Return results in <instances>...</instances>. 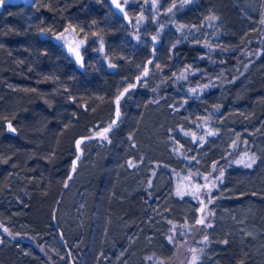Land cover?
I'll list each match as a JSON object with an SVG mask.
<instances>
[{
    "label": "trees",
    "instance_id": "16d2710c",
    "mask_svg": "<svg viewBox=\"0 0 264 264\" xmlns=\"http://www.w3.org/2000/svg\"><path fill=\"white\" fill-rule=\"evenodd\" d=\"M141 1L128 7L130 22L110 0H36L0 12V264H170L185 219L173 192L201 183L200 166L223 173L224 203L250 204L264 229V0L252 17L235 0ZM70 27L85 41L83 68L53 40ZM196 104L203 113L186 127L185 109ZM228 126L236 134L221 151ZM156 130L170 146L156 145ZM191 130L206 140L205 160L173 138ZM80 138L95 175L80 186L94 201L79 209L78 226L60 212L82 175ZM248 170L260 180L241 181ZM132 173L139 188L124 194L114 178L131 189ZM159 174L170 193L160 220L150 184ZM181 227L187 236L191 226ZM216 250L222 264H264V251L234 239Z\"/></svg>",
    "mask_w": 264,
    "mask_h": 264
},
{
    "label": "rangeland",
    "instance_id": "374dc122",
    "mask_svg": "<svg viewBox=\"0 0 264 264\" xmlns=\"http://www.w3.org/2000/svg\"><path fill=\"white\" fill-rule=\"evenodd\" d=\"M235 1L238 2V4H241L242 7L246 8L247 15L252 17L255 16L258 12L260 8V2L262 0ZM121 3L128 12L129 6H141L142 1L127 0V3H125V0H121ZM61 34L63 38L57 39V37L61 36ZM207 34L208 32L205 31L204 36ZM53 40L63 46V48L76 61L78 66H80L81 68L84 67L83 47L85 45V41L75 32L73 27L67 28L65 31L55 35L53 37ZM70 48L76 49L79 52V55L81 57L80 60H77L75 53L73 51H70ZM201 109L202 108L197 104L185 109L186 115L185 117H183V120H185V122L187 123L186 127L191 125L195 114L200 115L203 113L201 112ZM233 130L234 129H230V127L228 126V129L223 137L221 136L219 142L215 144L221 151L224 150L223 146H226V144L229 143L230 139L234 138L236 132L234 134ZM161 133H163V130H156L154 133L156 137V145L159 146L160 144L167 142V146H170L171 143H169L168 138L165 140L162 139V137H159ZM180 136L181 137L173 134V138L178 139L180 144H182V146H184V148L189 151L190 159L201 158L205 160V157L208 156V153H206L204 147L206 143L205 138H200L201 136H199L198 132L195 130H191V132H188L187 138H185L182 134H180ZM85 153L89 154L90 157L87 158V155V157H83L84 159L81 160L79 168L82 170V175L80 176L78 182H76L74 185H70V187L72 188L69 191V197L67 201L68 205L63 207L60 212L63 221H65L66 223L73 221L75 224H78V226L80 222L79 209L81 210L82 207L88 205L89 202L94 201L93 193L90 188L85 189L83 198L81 197L82 195L80 186L89 187L90 178L92 175V177H94L95 175L93 173L94 171H91L89 169V167L94 165L95 154L91 155L90 149L88 151H85ZM198 162L200 163L201 160H199ZM191 164L192 162H188V165ZM262 166L263 167L261 168H264V163L262 164ZM79 168L76 169L77 173L80 170ZM200 168V172L197 175H200L203 178V181L201 183L197 184L195 182L194 185H192L191 183V186L187 184V187L183 190L180 196L177 193L178 191L173 192L174 199L176 198L181 203V205L179 204L181 206L179 208V211H181V214L185 219H182L181 221L179 220V228H174V235L180 228L181 233H179V235H176L174 238V255L170 264H222L220 259L217 257L218 252L216 249L217 247H220L221 242L231 239L237 240L239 246L244 247L247 250H251L254 254L263 253L264 229H262L258 225L260 224L258 221L259 217H257L255 210L250 204L246 206L238 205V207H229L228 205H226L223 199L226 195L229 194L228 189L225 187V184L227 182L224 179V181L221 179L220 174L214 176V169L203 166H200ZM245 172L250 175L249 177H247L246 175L241 176V181L248 182L250 179H252V181L260 180L258 173L252 174V172L249 170ZM147 176L148 175H146L145 177L147 178ZM130 178L132 181L130 182L131 189L127 187L125 188L124 184L127 182L126 179L114 178L115 183L119 185V187L121 188L120 191L124 194H128L134 189H138L139 185L137 181L142 180V177L139 178L134 173L130 174ZM167 182L168 177L164 176L163 174H159L158 181L154 182L153 180H151L150 183L154 186L153 194H158L154 196L153 201L155 204L161 207L158 214V220H160V218L162 217H168V213L166 211L168 209V205L162 207L163 203L161 201V197H165V195L170 198V193L167 191ZM81 200H83V202ZM171 206L173 208V203H171ZM201 209H203V211H201ZM199 219H204L205 223L198 224L197 220ZM182 225H185V227L188 228L191 226L190 229H187V232H189L187 236L185 235V233L182 234V231H184V229L181 227ZM161 226L166 227L165 231H168L167 225L163 223L161 224ZM147 238L148 237H145L141 241H144L147 244ZM48 247L53 251H55L54 249L57 250V245L53 240L48 241ZM135 255V253L132 254L133 257L131 260L134 259ZM96 263L93 262V264ZM81 264L88 263L87 261L83 260ZM107 264H111V262H108ZM133 264H136V262H134Z\"/></svg>",
    "mask_w": 264,
    "mask_h": 264
},
{
    "label": "water",
    "instance_id": "95a60500",
    "mask_svg": "<svg viewBox=\"0 0 264 264\" xmlns=\"http://www.w3.org/2000/svg\"><path fill=\"white\" fill-rule=\"evenodd\" d=\"M35 2H36V0H4L3 6H0V12H2V11L4 10V7H5V6L24 5V6H26V7H32V6H34ZM110 3H111L113 9L115 10V12H116L118 15L124 17L128 22L131 21L130 16H129V14H128L126 8H125V7L122 5V3H121V0H119V3H120L121 6L123 7V12H121L120 9H117V8L115 7V5L111 2V0H110ZM125 13H126V15H125ZM144 76H145V74L141 75V76L137 79V81H139L140 79L144 78ZM119 119H120V109H119V106H118L117 113H116V118H115V121H114V126L117 124V122L119 121ZM110 129H111V128H108V130H110ZM84 140H85L84 138H80V139L77 141V154H78V155H77L76 159L74 160V164H75V165H78V164L81 162L82 158H83L82 142H83ZM65 241H66V240H65L64 235L61 234V242H62V243H65ZM72 264H74V263H72Z\"/></svg>",
    "mask_w": 264,
    "mask_h": 264
},
{
    "label": "snow or ice",
    "instance_id": "6c2138e0",
    "mask_svg": "<svg viewBox=\"0 0 264 264\" xmlns=\"http://www.w3.org/2000/svg\"><path fill=\"white\" fill-rule=\"evenodd\" d=\"M111 2L115 5V7H116L117 9H120V11L123 12V7H122L121 4L119 3V0H111ZM3 3H4V0H0V6H3ZM125 3H127V0H125ZM125 15H126V13H125ZM62 38H63L62 34H61V36L57 37V39H62ZM153 39H155V37H153ZM70 51H73V52L75 53L77 60H80V59H81V57H80V55H79V52H78L76 49H71V48H70ZM146 74H147V73H145V75H146ZM193 91H194V90H193ZM9 129H10L11 131H13V132L15 131V129L11 127V124H9ZM105 131H108V129H106ZM253 162H254V161H253ZM237 163H242V161H237ZM245 166H246V167H251L252 165H251V163H249V164H246ZM220 175L222 176L223 173H221ZM201 211H203V209H201ZM197 223H198V224H204L205 221H204V219H199V220H197ZM209 226H210V225H209Z\"/></svg>",
    "mask_w": 264,
    "mask_h": 264
}]
</instances>
